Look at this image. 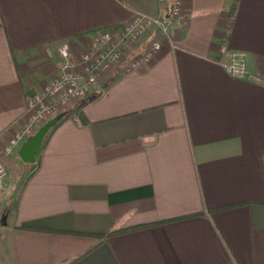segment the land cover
Segmentation results:
<instances>
[{
    "label": "crops",
    "instance_id": "0c3cea01",
    "mask_svg": "<svg viewBox=\"0 0 264 264\" xmlns=\"http://www.w3.org/2000/svg\"><path fill=\"white\" fill-rule=\"evenodd\" d=\"M174 1L0 0V264H264V0H181L172 41L46 121L34 164L4 155L63 46L80 72L100 33Z\"/></svg>",
    "mask_w": 264,
    "mask_h": 264
},
{
    "label": "built area",
    "instance_id": "2783aa9c",
    "mask_svg": "<svg viewBox=\"0 0 264 264\" xmlns=\"http://www.w3.org/2000/svg\"><path fill=\"white\" fill-rule=\"evenodd\" d=\"M181 7L182 1L175 0L171 7L166 8L164 16L160 19H150L144 14L136 13L133 19L120 31L100 33L77 61L82 66L80 72L71 71L73 65L70 60V47L63 46L61 55L66 63L62 66L55 81L46 87L38 97L30 101L29 110L33 112L31 120L18 136L7 143L4 155H11L25 141L35 135L37 127H39L38 124H43L58 106L68 107L75 102L87 100L100 74L108 71L113 64H122L126 70H130L148 62L153 53L162 49L164 41H172L174 21L181 14ZM153 27L156 29L155 32L152 31ZM150 37L153 39L150 49L128 61L127 55H130L131 48L136 47V44L143 39ZM126 48L130 49V52L127 53ZM223 66L233 77L243 78L248 74L247 55L233 54ZM47 98L52 100L51 104L45 103ZM58 112L59 110L55 115ZM7 175L6 168L0 164V195L4 190Z\"/></svg>",
    "mask_w": 264,
    "mask_h": 264
},
{
    "label": "water",
    "instance_id": "95a60500",
    "mask_svg": "<svg viewBox=\"0 0 264 264\" xmlns=\"http://www.w3.org/2000/svg\"><path fill=\"white\" fill-rule=\"evenodd\" d=\"M60 116L52 119L45 125L41 126V128L33 135L27 142H25L20 150V156L24 163L26 164H34L36 162V155L38 153L39 148L42 146L46 136L48 133L54 128L58 120H60Z\"/></svg>",
    "mask_w": 264,
    "mask_h": 264
},
{
    "label": "rangeland",
    "instance_id": "374dc122",
    "mask_svg": "<svg viewBox=\"0 0 264 264\" xmlns=\"http://www.w3.org/2000/svg\"><path fill=\"white\" fill-rule=\"evenodd\" d=\"M174 22H175V21H174ZM141 42H142V41H141ZM141 42H140V43L138 42L136 45L139 46V45L141 44ZM152 42H153V39H152L151 37L149 38V40H147V41L145 42L146 45H149V46H148V49H150L149 47L152 45ZM137 46H136V47H137ZM133 49H135V47H134V48H131V52H130V49H128V48H126V50H125L127 53L130 52V53H129L130 56L127 55V57H128V61L131 60V59H133V58H135V57H137V55H138L137 53L134 54ZM127 53H126V54H127ZM80 102H82V101H80ZM53 108H55V107H53ZM66 108H67L66 106H58V107L55 109L54 113H53L51 116H49V117L43 122V124H40V123H39L40 125L38 124L39 127H37V131L41 128V126H43V125L46 123V121H48L49 119H51V118L57 113L58 110H59V112H58L57 115H59V114L62 112L61 110L66 109ZM57 115H55V116H57ZM28 124H29V123H28ZM24 128H25V127H24ZM24 128H23V129H24ZM37 131H36V132H37ZM1 165L4 166V164H1ZM4 167H5V166H4ZM5 168H6V167H5ZM6 170H7V172H8V169H7V168H6ZM8 175H9V173H8ZM8 175H7V178H8Z\"/></svg>",
    "mask_w": 264,
    "mask_h": 264
},
{
    "label": "trees",
    "instance_id": "16d2710c",
    "mask_svg": "<svg viewBox=\"0 0 264 264\" xmlns=\"http://www.w3.org/2000/svg\"><path fill=\"white\" fill-rule=\"evenodd\" d=\"M234 13H235V6H234V7L232 8V10H231L230 17H232V16L234 15ZM84 123H85V121H84ZM134 229H136V228H134ZM126 231H128V230H124V231H118V230H115V231H113V232H111V233H109V234H107V235H97L96 237H97V238L104 239V240H107V239H109L111 236H114V235H117V234H121L122 232H126Z\"/></svg>",
    "mask_w": 264,
    "mask_h": 264
}]
</instances>
